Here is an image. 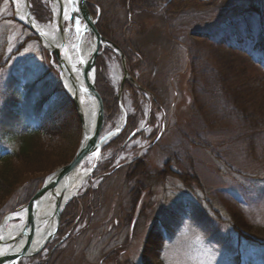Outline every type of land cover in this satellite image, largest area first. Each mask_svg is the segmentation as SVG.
I'll use <instances>...</instances> for the list:
<instances>
[{"label":"rangeland","instance_id":"rangeland-1","mask_svg":"<svg viewBox=\"0 0 264 264\" xmlns=\"http://www.w3.org/2000/svg\"><path fill=\"white\" fill-rule=\"evenodd\" d=\"M87 1L91 15L96 13L94 19H105L102 26L117 40L118 44L110 41L123 51L127 63L121 47L131 43L128 46L152 85V92L142 95L141 136L123 152L102 150L90 182L71 201L77 209L73 223L61 224L54 241L21 264L49 259L48 264H146L149 233L164 223L171 225L173 234L166 236L161 257L152 264H264V243L241 237L232 226V214L237 213L264 228V66L245 49L250 37L264 42V0H228L176 16L129 13L120 0ZM43 2L52 18L37 22L48 25L54 21L52 2ZM70 36L74 39L73 30ZM87 42L91 46L90 36ZM106 50L98 58L118 100L121 60ZM127 82L140 88L136 80V85ZM59 83L56 61L15 21L10 0H0V157L11 155L16 149L14 136L36 130L42 116L53 112L54 117L65 116ZM123 93L129 117L134 108L130 94ZM156 104L160 111L153 109ZM121 121L119 110L104 133ZM252 126L257 129L254 136ZM42 141L50 155L39 157L54 168L46 180L73 159L69 161L66 145L59 148L48 137ZM136 159L147 175L128 179L133 167L128 163ZM94 162L87 160L83 168L91 170ZM166 169L198 178V185L189 187L174 176L156 182L155 175ZM13 204L11 199L0 200L4 213L0 224L13 212ZM197 220L205 221V230Z\"/></svg>","mask_w":264,"mask_h":264},{"label":"trees","instance_id":"trees-1","mask_svg":"<svg viewBox=\"0 0 264 264\" xmlns=\"http://www.w3.org/2000/svg\"><path fill=\"white\" fill-rule=\"evenodd\" d=\"M32 5V12L35 16L36 20L40 23H45L51 20V13L49 11V6L43 2V0H30ZM123 8L127 9L129 13L135 12H160L167 16H176L183 12H189L193 10H209L212 7H217L224 4L225 1L228 0H120ZM253 10H257V8H252ZM92 15L96 16L95 11H92ZM98 22V29L100 33L108 38L111 41H114L118 44L117 40H114L111 32L107 29V27L102 26L101 20H105L104 18H100ZM221 32V31H220ZM220 32L215 33L214 35L220 34ZM212 35V36H214ZM236 41L243 42L244 39L234 38ZM131 43H127V48L121 47L128 59V69L131 76L137 81L140 85V88L135 87L131 83L127 82L125 85V92L130 94V101L133 106L134 113L128 117L127 125L120 135L119 138L111 141L107 148H111L116 150V153L123 152L125 148H123L124 142L128 139V137L135 131L138 130V124L140 122L141 116L143 117V101L142 95L152 92V85L145 75L141 72L140 66L137 63L136 53L129 47L128 45ZM120 46V44H119ZM245 49H249L252 57L258 63H261L264 66V42L263 40H256L253 37H250L246 40ZM107 53H112L110 50H106ZM113 54V53H112ZM138 54V53H137ZM262 60V61H261ZM105 66H103L102 58H98L97 60V72H96V87L98 93L101 95L103 103H104V111H105V128L108 126L110 122L119 114L118 100L116 93L112 86L110 85ZM138 71L141 72V75H138ZM147 78V79H146ZM59 88L61 89L62 95L65 97L64 102V114L62 118L59 116H53V113H48L44 118H39V126L36 130L32 131H23L17 133L14 136V142L16 143V149H14L11 155H7L5 157H0V200L3 202L11 199L14 200V204L10 210L14 211L17 208L26 205L33 198V196L37 193V191L41 188L44 183V180L47 175H49L53 170V166H46L48 164L47 160H43L46 158L50 147L48 149H44L42 147L44 137H48L50 140H55L56 145L60 148L61 145H66L68 148L69 161L73 159L75 156L77 147L79 145L80 136H81V123L79 117L76 113L74 104L65 93L61 82L59 83ZM154 102V101H153ZM152 105V103H151ZM158 111L159 106L156 104L153 106V109ZM160 111V109H159ZM154 117L153 114L150 116ZM61 120V121H59ZM153 121V118L151 119ZM251 120H253L251 118ZM253 125V123H251ZM252 133L251 136L256 135L257 129L255 126H252L249 129ZM248 130V131H249ZM141 136L140 133H137L135 137ZM255 138V137H253ZM55 146V147H57ZM53 147V146H51ZM63 147V146H62ZM52 149V148H51ZM52 152V151H51ZM42 156V157H39ZM38 161L36 167L32 166V161ZM43 160V161H42ZM115 159L113 158V161ZM111 161L110 163H113ZM139 160H135L133 162V167H131V171L128 174V179L136 178L138 176H144L146 171L141 169V165L136 166ZM41 164L46 166L41 168ZM142 164V163H141ZM16 165V166H15ZM108 167L104 169V171H108ZM144 168L146 166H143ZM35 168L40 169L39 171ZM56 168V167H55ZM22 169V170H21ZM146 169V168H145ZM170 170V171H169ZM24 171V173L20 172ZM163 171V170H162ZM159 172L155 175V181H161L163 177L174 176L181 180L185 185L189 187H193L194 185H198V178H194L189 175H180L171 171V169H166L163 172ZM20 172V173H19ZM35 173L45 174L41 177L34 176ZM97 174L95 173V176ZM147 175V174H146ZM30 176L29 178H26ZM149 181V180H147ZM142 184H140V187ZM201 187V185H200ZM138 195H136L133 201L137 199ZM134 201V203H135ZM75 202V201H74ZM2 206L0 205V220L4 216L2 214ZM76 205L67 206L64 213L62 214V225L63 227H68L74 221V214L76 213ZM204 216V215H203ZM202 216V217H203ZM205 217V216H204ZM233 224L232 226L236 230V232L243 238H246L255 242L264 243V228L255 226L247 223L242 216L239 214H232ZM203 219V218H202ZM198 221V220H197ZM199 226L205 230L206 223L204 220L201 222L198 221ZM172 227L171 225L164 223L163 226H156L153 228L147 240V244L144 250V260L146 264H152L153 261H158L161 257L165 239L167 235H172ZM63 236V231L61 233ZM48 259L51 258L50 254L47 255ZM50 261L47 260L45 262L40 261L37 264H48ZM160 262V261H159Z\"/></svg>","mask_w":264,"mask_h":264},{"label":"water","instance_id":"water-1","mask_svg":"<svg viewBox=\"0 0 264 264\" xmlns=\"http://www.w3.org/2000/svg\"><path fill=\"white\" fill-rule=\"evenodd\" d=\"M24 4V21H21L16 15L15 0H10V3L15 12V21L25 26L38 39L44 50L53 56L57 62L58 73L62 86L74 104L75 110L79 117L82 129L80 142L73 160L66 166L57 169L44 182L41 189L32 198V200L16 209L10 214H17L21 212L27 213V221L24 228L18 232L14 237L5 240L0 237V248L4 246L10 247V251L0 255V264H20L22 260L32 258L38 255L44 248L52 243L56 238L60 226L62 213L67 204V189L61 188L60 184L63 181H68L70 175L78 168L82 167L84 163L93 158L94 166L91 173L95 171L100 162L102 149L113 139L117 138L124 130L127 124V111L123 104V91L127 80L133 84H137L130 75L127 68V60L123 51L113 42L101 35L97 28L98 20H95L88 9L87 0H54L58 9V28L62 39L58 44L49 43L45 46L46 38L39 30L37 21L32 13L30 0H22ZM63 20H68L73 25V30L76 37L77 56L80 59L77 64H70L69 59L63 56L67 43L64 40V26ZM78 22V23H77ZM79 28V30H78ZM90 36V45L94 47L92 56L85 60L82 57V47L87 45V39ZM105 49L111 50L121 60L123 77L121 81L120 90L118 93V105L122 116L120 125L114 128L107 134H103L105 125V113L102 97L96 88V62L98 57ZM68 56V55H67ZM79 73L80 79L77 78ZM65 78L70 84L67 85ZM92 101L95 104V121L91 128H87L85 124L84 111L82 101ZM134 134L130 136L124 146L132 139ZM51 194L55 197V216L56 227L44 239L40 246L35 249L34 241L36 236L35 222L38 216V205L43 197ZM9 215V214H8ZM63 238L54 249L66 240Z\"/></svg>","mask_w":264,"mask_h":264},{"label":"bare ground","instance_id":"bare-ground-1","mask_svg":"<svg viewBox=\"0 0 264 264\" xmlns=\"http://www.w3.org/2000/svg\"><path fill=\"white\" fill-rule=\"evenodd\" d=\"M52 2V10L54 14V21L48 25H42L37 22V26L42 34L46 38L45 46H48L49 43L58 44L60 39H62V35L60 34L58 28V9L55 4L54 0ZM16 5V15L21 20L24 21V4L22 0H15ZM64 26V40L67 43L65 52H63V56L66 59H69L70 64H77L80 60L77 56L76 48L74 49L73 46L76 44V37L74 39L70 36V30H73V25L68 22V20H63ZM102 35V34H101ZM103 36V35H102ZM94 47L84 45L82 47V57L85 60H88L93 54ZM68 55V56H67ZM51 56V55H50ZM54 60L55 58L51 56ZM77 73V72H76ZM80 74L77 73V78L80 79ZM65 82L68 86L70 84L65 78ZM97 88V87H96ZM83 111H84V118L85 124L87 128H91L95 121V104L92 101L83 100ZM93 173L91 170L85 169L82 167L76 169L69 177L68 181H63L60 184L61 188L67 189V204L71 203L73 199H75L80 191L88 185L92 178ZM55 197L51 194L46 195L41 199L38 205V216L35 222L37 227L35 241H34V248L37 249L40 244L44 241V239L50 234L52 230L56 227V216H55ZM27 221V213L21 212L17 214H9L6 215L1 224H0V237L9 240L10 238L14 237L18 232H20ZM62 224V222H61ZM10 251V247L4 246L0 248V255Z\"/></svg>","mask_w":264,"mask_h":264},{"label":"snow or ice","instance_id":"snow-or-ice-1","mask_svg":"<svg viewBox=\"0 0 264 264\" xmlns=\"http://www.w3.org/2000/svg\"><path fill=\"white\" fill-rule=\"evenodd\" d=\"M78 23V22H77ZM78 30H79V28H78Z\"/></svg>","mask_w":264,"mask_h":264}]
</instances>
